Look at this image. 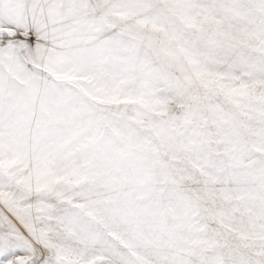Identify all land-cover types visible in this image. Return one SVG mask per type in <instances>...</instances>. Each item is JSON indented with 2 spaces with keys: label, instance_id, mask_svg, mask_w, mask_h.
<instances>
[{
  "label": "snow or ice",
  "instance_id": "obj_1",
  "mask_svg": "<svg viewBox=\"0 0 264 264\" xmlns=\"http://www.w3.org/2000/svg\"><path fill=\"white\" fill-rule=\"evenodd\" d=\"M0 264H264V0H0Z\"/></svg>",
  "mask_w": 264,
  "mask_h": 264
}]
</instances>
